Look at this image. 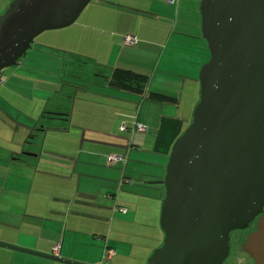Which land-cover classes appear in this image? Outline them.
I'll return each instance as SVG.
<instances>
[{
	"label": "crops",
	"instance_id": "0c3cea01",
	"mask_svg": "<svg viewBox=\"0 0 264 264\" xmlns=\"http://www.w3.org/2000/svg\"><path fill=\"white\" fill-rule=\"evenodd\" d=\"M10 1L0 0V14ZM199 3L93 0L71 25L37 35L4 72L0 241L48 254L59 243V256L86 264H99L109 246L106 264H131L117 251L132 254L140 229L162 239L164 186L149 182L163 179L199 99L209 58ZM127 34L135 46L123 44ZM116 68L146 75L144 92L111 84ZM112 153L124 161L109 162ZM0 264L66 263L0 247Z\"/></svg>",
	"mask_w": 264,
	"mask_h": 264
},
{
	"label": "water",
	"instance_id": "95a60500",
	"mask_svg": "<svg viewBox=\"0 0 264 264\" xmlns=\"http://www.w3.org/2000/svg\"><path fill=\"white\" fill-rule=\"evenodd\" d=\"M93 0H11L0 14V70L15 65L46 30L74 23ZM209 51L199 99L174 140L161 183L163 240L146 264H223L230 234L264 264V0H200ZM0 247L86 264L0 241Z\"/></svg>",
	"mask_w": 264,
	"mask_h": 264
},
{
	"label": "rangeland",
	"instance_id": "374dc122",
	"mask_svg": "<svg viewBox=\"0 0 264 264\" xmlns=\"http://www.w3.org/2000/svg\"><path fill=\"white\" fill-rule=\"evenodd\" d=\"M22 58H23V56L19 60H22ZM84 66L92 69V71H95L94 68L89 63H86ZM8 68L9 67L4 68L0 71V77L2 80H4L3 75H4L5 71L7 72ZM160 206H161V204H160ZM140 231L141 232L143 231V235H142L143 237L141 239H139L140 242H137L136 245H138L139 247L136 246L132 254H131V252H129L128 254L123 253V252H119L120 249L117 251V254L120 256V258L123 259V261H125V262L129 261V263H131V264H133V263L141 264L144 261L146 264L147 259L150 256V254L152 253V251L156 247L161 245L162 240H163V236H162V239L160 238L161 236H159L160 234L158 236L157 235L155 236V232L153 229L143 228V230L140 229ZM236 237H237V235L234 233V235H233L234 239H233V243H232V252H231L230 257L225 261L224 264H238L237 263L238 260H242V259H244V257H247V255L242 253L241 250L239 249V245L237 244L238 241L236 240ZM122 247H125V245ZM104 264H106V261H104Z\"/></svg>",
	"mask_w": 264,
	"mask_h": 264
},
{
	"label": "built area",
	"instance_id": "2783aa9c",
	"mask_svg": "<svg viewBox=\"0 0 264 264\" xmlns=\"http://www.w3.org/2000/svg\"><path fill=\"white\" fill-rule=\"evenodd\" d=\"M166 2L168 3H174L176 0H165ZM138 42V39H137V36L136 35H133V34H127L123 37V44L124 45H127V46H135ZM2 82V79L0 77V83ZM127 127H126V124L125 123H122L121 126H120V129L121 130H125ZM132 129L133 130H138V131H146V126L141 124V123H137V122H134L133 126H132ZM124 157L120 154H116V153H112V154H109L107 156V160L109 162H112V163H117V162H122L124 161ZM117 210L121 211V212H125V208L121 207V206H118L117 207ZM59 248H60V244H55L52 248V254L54 255H58L59 253ZM114 255V250L107 246L104 248V251H103V256H102V260L100 261L99 264H102L104 261L106 260H110Z\"/></svg>",
	"mask_w": 264,
	"mask_h": 264
},
{
	"label": "trees",
	"instance_id": "16d2710c",
	"mask_svg": "<svg viewBox=\"0 0 264 264\" xmlns=\"http://www.w3.org/2000/svg\"><path fill=\"white\" fill-rule=\"evenodd\" d=\"M109 82L122 89H134L143 93L147 85V76L131 70L116 68L110 75Z\"/></svg>",
	"mask_w": 264,
	"mask_h": 264
},
{
	"label": "flooded vegetation",
	"instance_id": "af4514ba",
	"mask_svg": "<svg viewBox=\"0 0 264 264\" xmlns=\"http://www.w3.org/2000/svg\"><path fill=\"white\" fill-rule=\"evenodd\" d=\"M256 220H257V218L249 225V227L247 229L233 231L230 234V242H229L230 243V253H229L227 259L230 257L231 252H232V243H233V239H234L233 235L235 233L237 235L236 240L238 241L237 244L239 245V249L241 250L242 253L247 255V257H244V259L238 260L237 263L238 264H253L254 260L249 256L248 253H246L245 251L242 250V243L246 239L247 235L256 229ZM225 261H224V263H225Z\"/></svg>",
	"mask_w": 264,
	"mask_h": 264
}]
</instances>
